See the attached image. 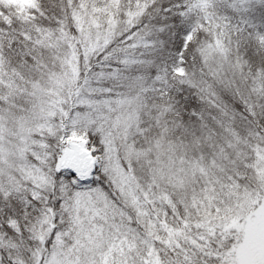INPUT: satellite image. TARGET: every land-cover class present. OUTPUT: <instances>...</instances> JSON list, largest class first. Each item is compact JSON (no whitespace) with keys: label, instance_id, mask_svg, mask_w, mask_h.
Here are the masks:
<instances>
[{"label":"snow or ice","instance_id":"snow-or-ice-1","mask_svg":"<svg viewBox=\"0 0 264 264\" xmlns=\"http://www.w3.org/2000/svg\"><path fill=\"white\" fill-rule=\"evenodd\" d=\"M0 264H264V0H0Z\"/></svg>","mask_w":264,"mask_h":264}]
</instances>
